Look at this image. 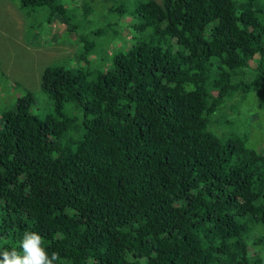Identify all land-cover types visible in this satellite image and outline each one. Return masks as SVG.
<instances>
[{"label":"trees","instance_id":"1","mask_svg":"<svg viewBox=\"0 0 264 264\" xmlns=\"http://www.w3.org/2000/svg\"><path fill=\"white\" fill-rule=\"evenodd\" d=\"M85 4L18 0L78 48L41 71L49 112L26 91L0 114V251L27 231L55 264H264V151L210 119L232 96L264 106V0L110 4L135 22L96 63L94 36L120 26Z\"/></svg>","mask_w":264,"mask_h":264},{"label":"rangeland","instance_id":"2","mask_svg":"<svg viewBox=\"0 0 264 264\" xmlns=\"http://www.w3.org/2000/svg\"><path fill=\"white\" fill-rule=\"evenodd\" d=\"M85 1L87 7L91 6L88 8L94 16L101 17L102 14H106L108 20L111 17L114 23L110 29L114 28L116 23L117 28L120 26L118 36L108 31L104 32L105 30L101 31V36H94V48L89 54V59L96 63L109 51L128 46L129 36L132 34L131 25L135 22L129 13H123L120 17L115 14L109 16L107 6L123 4V8L128 9L130 8L126 4L128 1L139 0H108V3L106 0ZM17 4L18 0H0V114L5 109L13 108L15 98L28 91L32 96L31 112L41 116L52 108L40 88L41 71L51 64L74 63L78 48V44L74 43L76 33L66 32L60 25L62 23L59 24L56 19L48 24L42 23L40 28H36L30 17L24 18L25 13L17 8ZM96 8L102 9V12L94 13ZM87 18L91 19L92 16ZM105 22L97 21L96 25ZM37 24L38 22H35V25ZM85 24V29H88V24L91 23L85 22ZM85 35L91 39L93 37L90 31ZM250 65L252 66V62ZM238 99L237 96L227 99L210 119L213 122L220 120V125H214L226 138L231 136L228 124L232 121V126H236L238 131L249 132L246 138L249 147L255 148L258 152L264 151V106L259 105V98H255V95L247 100ZM63 111L66 114H74L69 102L63 104ZM221 130L225 131L221 132Z\"/></svg>","mask_w":264,"mask_h":264},{"label":"clouds","instance_id":"3","mask_svg":"<svg viewBox=\"0 0 264 264\" xmlns=\"http://www.w3.org/2000/svg\"><path fill=\"white\" fill-rule=\"evenodd\" d=\"M159 2V1H156ZM21 251H0V264H55L60 261L57 253H49L43 246V240L35 232H25L21 241Z\"/></svg>","mask_w":264,"mask_h":264}]
</instances>
